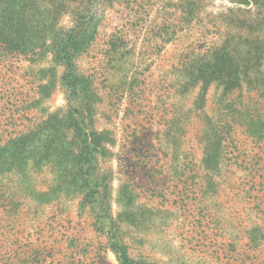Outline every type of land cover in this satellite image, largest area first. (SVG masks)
<instances>
[{
  "label": "rangeland",
  "instance_id": "obj_1",
  "mask_svg": "<svg viewBox=\"0 0 264 264\" xmlns=\"http://www.w3.org/2000/svg\"><path fill=\"white\" fill-rule=\"evenodd\" d=\"M115 249L264 264V0H0V264Z\"/></svg>",
  "mask_w": 264,
  "mask_h": 264
},
{
  "label": "trees",
  "instance_id": "obj_2",
  "mask_svg": "<svg viewBox=\"0 0 264 264\" xmlns=\"http://www.w3.org/2000/svg\"><path fill=\"white\" fill-rule=\"evenodd\" d=\"M51 5L54 3H58V5H61L63 1L67 2H74V0H48ZM77 33L74 32L72 29L68 31V33L64 37L65 45L60 51L61 57H73V50L76 49V45L78 44ZM75 46V47H74ZM115 252L119 255L118 260L120 264H131V261L126 256L125 253H121L115 249Z\"/></svg>",
  "mask_w": 264,
  "mask_h": 264
}]
</instances>
